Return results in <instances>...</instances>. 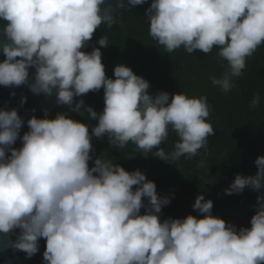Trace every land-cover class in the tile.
I'll return each mask as SVG.
<instances>
[{"label": "clouds", "instance_id": "1", "mask_svg": "<svg viewBox=\"0 0 264 264\" xmlns=\"http://www.w3.org/2000/svg\"><path fill=\"white\" fill-rule=\"evenodd\" d=\"M127 2L131 8L146 0ZM103 3L0 0L9 41L2 48L0 85L27 84L32 93L47 96L55 90L57 104L85 109L96 121L90 127L64 112L51 119L32 116L21 136L17 111L0 109V233L18 229L11 246L27 257L44 238V264H264V194L257 197L250 227L213 216V202L203 195L192 205L202 217L161 220L171 197L158 195L140 170L113 163L106 150L92 155L93 137H107L118 150L131 143L146 155L176 162L198 155L214 134L207 96L151 95L149 82L127 66H115L109 78L100 48L82 51L97 28L117 22L110 8L102 12ZM116 6L124 7L123 0ZM145 15L151 40L166 53L182 47L207 55L217 49L226 69L210 79L224 93L236 87L247 59L264 44V0H151ZM97 43L107 47L108 37ZM29 68L35 69L31 83ZM101 88L99 113L75 100ZM260 102L256 92L249 107ZM170 131L177 139L169 152L160 145ZM18 139L21 147H13ZM255 165V176L237 174L226 193L264 188V156Z\"/></svg>", "mask_w": 264, "mask_h": 264}, {"label": "trees", "instance_id": "2", "mask_svg": "<svg viewBox=\"0 0 264 264\" xmlns=\"http://www.w3.org/2000/svg\"><path fill=\"white\" fill-rule=\"evenodd\" d=\"M151 0L143 5H127L116 16V23L108 28L101 25L93 34L91 41L82 49L91 52L93 47L100 48L105 73L114 78L113 69L117 65L129 67L134 74L149 82L148 92L155 95L166 91L170 95L184 92L189 96H207L210 115L207 118L214 128V134L208 137L207 147L199 150L191 159L181 157L176 162H166L151 153L145 154L133 144L118 150L109 146L107 137H93V153L103 151L113 163L126 171L140 170L146 179L153 181L156 192L162 197H171V202L162 207L160 219L183 218L203 214L193 210L192 205L198 195L213 202L212 215L239 227H250V218L255 212L257 197L264 194V188L252 190L246 187L240 193L227 194L235 176H255L258 169L255 160L264 156V44L259 46L247 59L246 67L239 78H235L236 87L227 93L221 92L211 84V77H219L226 69V61L217 57V49L209 54L196 50L188 54L182 47L166 53L156 46L149 36V22L145 15ZM108 37L109 44L101 48L97 41ZM259 92L260 104L250 108L253 95ZM83 99L86 107H92L98 113L103 110V89L89 92L75 100ZM64 112L74 120L94 126L96 121L88 119L85 109L73 111L65 105L54 109L48 118ZM28 130L22 126L20 135ZM177 137L169 133L160 147L172 151ZM18 139L13 147H21ZM135 154L128 156L127 154ZM10 154V153H9ZM203 163V167H201ZM92 166V161H89ZM135 187V186H134ZM147 204V198H145ZM144 209H141V214ZM28 264H44V260H31Z\"/></svg>", "mask_w": 264, "mask_h": 264}, {"label": "water", "instance_id": "3", "mask_svg": "<svg viewBox=\"0 0 264 264\" xmlns=\"http://www.w3.org/2000/svg\"><path fill=\"white\" fill-rule=\"evenodd\" d=\"M124 7H117V0H104L101 10L111 9V14L115 15L127 7V0H123ZM8 22L0 19V62L5 57L2 51L3 45L9 43L4 35V27ZM19 59V58H17ZM29 83L32 82L35 75V69L29 68ZM23 98V102H22ZM63 104H57L55 99V90L51 96L45 94H34L28 85L9 86L0 85V109H15L23 121L22 126H27V120L35 116L37 118H47L52 111ZM19 230L16 229L8 234L0 233V264H28L31 260H43L46 241L44 238L38 240V252L32 257H27L23 251L14 249L11 244L15 241Z\"/></svg>", "mask_w": 264, "mask_h": 264}]
</instances>
